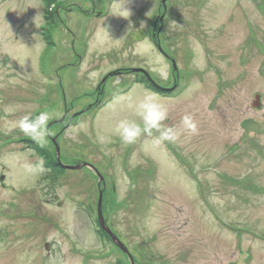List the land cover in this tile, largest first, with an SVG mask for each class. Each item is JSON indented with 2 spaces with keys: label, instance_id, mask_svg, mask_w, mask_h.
I'll return each instance as SVG.
<instances>
[{
  "label": "rangeland",
  "instance_id": "rangeland-1",
  "mask_svg": "<svg viewBox=\"0 0 264 264\" xmlns=\"http://www.w3.org/2000/svg\"><path fill=\"white\" fill-rule=\"evenodd\" d=\"M58 1L0 0V264H264V0H167L165 58L160 0H112L105 17L108 0ZM179 76L189 85L159 95L164 123L190 114L198 133L121 144L126 98ZM41 111L39 145L57 161L55 139L63 164L99 170L105 225L128 253L100 227L96 174L52 173L16 127Z\"/></svg>",
  "mask_w": 264,
  "mask_h": 264
},
{
  "label": "clouds",
  "instance_id": "clouds-1",
  "mask_svg": "<svg viewBox=\"0 0 264 264\" xmlns=\"http://www.w3.org/2000/svg\"><path fill=\"white\" fill-rule=\"evenodd\" d=\"M126 99L127 107L132 110L135 118H122L114 128L115 135L125 146L134 144L145 134L151 136L155 133L153 143L158 146L164 142H175L184 133H198L197 122L190 114L182 117L180 128L167 126L164 122L168 119L169 108L153 91L146 90L140 97L129 96ZM50 118L47 111H41L35 116L25 115L17 122L16 127L25 136L44 146L47 137L51 135L48 126Z\"/></svg>",
  "mask_w": 264,
  "mask_h": 264
},
{
  "label": "water",
  "instance_id": "water-1",
  "mask_svg": "<svg viewBox=\"0 0 264 264\" xmlns=\"http://www.w3.org/2000/svg\"><path fill=\"white\" fill-rule=\"evenodd\" d=\"M165 1L166 0H163V2H165ZM257 106H259V96L258 95L255 96V100L253 101V107H257ZM53 141H54V144L56 146L57 162H58L60 167L65 168V169H73V170L81 169L83 167H88L97 173L98 178H99L98 183H99V186H101V183L104 180L103 176L99 173V171L92 164L80 163V164H75V165H71V166L63 164L60 160V147H59V145L55 139ZM3 179H4V177L1 178V180H3ZM102 200H103V192H102V190H100V198H99V202H98V216H99L100 225L111 236V238L118 244V246L120 248H122L124 252L128 253V249L126 248V246L120 241V239L115 234H113V232H111L109 227H107L105 225V221H104L103 213H102ZM46 246H47V248H49L48 244Z\"/></svg>",
  "mask_w": 264,
  "mask_h": 264
},
{
  "label": "flooded vegetation",
  "instance_id": "flooded-vegetation-1",
  "mask_svg": "<svg viewBox=\"0 0 264 264\" xmlns=\"http://www.w3.org/2000/svg\"><path fill=\"white\" fill-rule=\"evenodd\" d=\"M158 13L157 15L154 16V14L152 13V18L155 17L154 19V23H153V29H152V37H154V39H158V42H157V45L159 47V51L161 52V54L165 57H168L167 54L164 52L163 48H162V45L160 43V33L163 31V27L165 24H167L168 21H166V14H167V11H168V7L167 6H164L163 4L161 5V1H160V4H158ZM157 11V10H156ZM162 11V12H161ZM160 26L159 29H157V26ZM181 50H176L175 52V56H179V53H180ZM186 56H184V60H185ZM175 60V59H174ZM173 61V60H172ZM173 64L177 66V61H173ZM176 71L174 72H177L178 69H175ZM264 108L263 106V102H262V97H261V101H260V106L259 108H257V111H262V109ZM261 143H259V146L261 147ZM4 149V146L0 144V152ZM3 176V175H1ZM0 176V178H1ZM262 189V187L259 188V190ZM56 197V196H55ZM196 225V224H195ZM195 228V230H193L192 232L195 233L196 232V226H193ZM108 236V235H107ZM109 237V236H108ZM110 238V237H109ZM129 260H131L130 256H128ZM130 264H131V261H130Z\"/></svg>",
  "mask_w": 264,
  "mask_h": 264
},
{
  "label": "trees",
  "instance_id": "trees-1",
  "mask_svg": "<svg viewBox=\"0 0 264 264\" xmlns=\"http://www.w3.org/2000/svg\"><path fill=\"white\" fill-rule=\"evenodd\" d=\"M46 2H47V6L49 7L50 4H52V3L54 2V0H46ZM145 80L148 81L146 78H145ZM27 141H29L28 143L31 144V147H32L33 149H35V151H36L37 153H39L41 156L44 157V159H45V165H44V167H46V168H47L48 170H50L52 173L61 170V169L58 167V165L56 164V161H55V157H54V156H52V155H51L50 153H48L47 151L43 150V148H42L38 143H36L35 141H33L32 139H29V138H28ZM62 171H63V170H62ZM49 176H50V178H51L52 180H55V178L53 177V175H52L51 173H49ZM53 178H54V179H53ZM99 231L101 232V234L104 233L102 230H99Z\"/></svg>",
  "mask_w": 264,
  "mask_h": 264
},
{
  "label": "bare ground",
  "instance_id": "bare-ground-1",
  "mask_svg": "<svg viewBox=\"0 0 264 264\" xmlns=\"http://www.w3.org/2000/svg\"><path fill=\"white\" fill-rule=\"evenodd\" d=\"M193 61V60H192Z\"/></svg>",
  "mask_w": 264,
  "mask_h": 264
}]
</instances>
